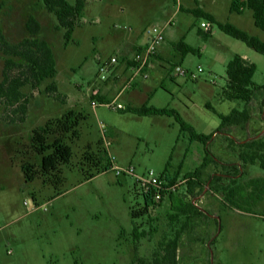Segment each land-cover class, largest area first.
I'll return each mask as SVG.
<instances>
[{
	"label": "rangeland",
	"instance_id": "rangeland-1",
	"mask_svg": "<svg viewBox=\"0 0 264 264\" xmlns=\"http://www.w3.org/2000/svg\"><path fill=\"white\" fill-rule=\"evenodd\" d=\"M0 1V31L9 41H19L27 35L26 18L33 14L41 25L37 36L49 42L57 71L37 87L21 88L28 98L23 121H8L0 105V264H264V168L259 158L247 170L220 164L229 156L230 161L240 160L242 150L261 158L262 153L247 142L264 128L260 125L264 95L250 105V131L230 137L221 133L209 140L215 161L202 176L204 185L193 192L185 174L202 161L203 143L191 141L173 116H140L116 108L118 103L125 105L124 95L113 99L117 86L104 102L92 97L101 96L100 83L114 78L106 73L100 79L98 69L116 53L121 35L129 32L123 26L145 29L147 38L146 28L166 21L178 0H86L67 45L64 29H57L56 17L39 0ZM181 1L194 7L191 0ZM203 1L220 21L264 41V30L255 26L250 9L231 12L230 0ZM171 19L176 41L184 35L197 51L186 54L175 69V43L168 35L164 60L150 63L137 90L144 83L155 87L151 100L150 93L142 90L148 105L177 110L199 133L221 132L218 114L244 107L242 100L224 97L227 61L235 53L245 54L256 66L253 82L264 84V56L214 23L208 35L199 32L205 18L193 13L179 11ZM3 60L0 52V81ZM180 68L195 72L196 78L179 75ZM50 83L56 84V92L46 91ZM141 99L131 103L141 105ZM70 109L85 116L76 127L77 138L70 131L61 133L54 122ZM48 120L52 132L47 142L61 133L72 156L69 163L46 173L41 172V155L31 146V135ZM247 124L236 131H246ZM93 154L101 162L98 167ZM245 158L248 163L250 154ZM24 162L38 170L30 182L24 180ZM113 165L133 166L134 174H117ZM149 169L166 172L173 179L170 184H175L172 194L185 202L202 193L198 199L202 211L181 214L160 208L169 194L145 209L136 175ZM255 177L261 180L250 184ZM206 180L209 188L204 189ZM134 227L142 234L139 238L133 235ZM172 241H176L173 254Z\"/></svg>",
	"mask_w": 264,
	"mask_h": 264
},
{
	"label": "trees",
	"instance_id": "trees-1",
	"mask_svg": "<svg viewBox=\"0 0 264 264\" xmlns=\"http://www.w3.org/2000/svg\"><path fill=\"white\" fill-rule=\"evenodd\" d=\"M39 1L43 4L46 11L52 13L56 17L58 21V25L56 26L57 29H64V45H67L72 38V32L77 25V20L82 13L86 0H75L74 3H70L67 0ZM2 7L3 2L0 1V10ZM244 8H248L252 11L255 26L264 30V0H231L229 7L231 12L241 13ZM188 11L198 17L208 19L227 35L241 40L248 47L264 56V41L259 37L249 34L247 31L231 22L216 21L211 13L200 8ZM24 26L28 35L17 42L9 41L3 32L0 31V52L4 55L2 79L0 81V105H3L6 110L4 118H7V120L11 122L23 121L25 119L28 98L21 88L26 84L37 87L42 81L55 77L57 73L56 61L49 42L37 36L41 28L39 21L33 14H29L25 20ZM199 32H203L205 35L210 33L202 29H199ZM174 48L182 56L197 51V49L187 44L182 39L174 44ZM255 69L256 66L253 62L246 60L237 53L228 60L225 68L226 85L223 89L224 97L227 99L242 100L244 102V107L241 110L233 109L226 115L221 113L218 114L221 119L220 128L226 125L246 122L249 119L252 101L264 95V84H255L252 80ZM45 89L48 92H56L57 86L55 83H50ZM92 97L97 98L100 102H104L103 98L97 94H94ZM120 110L132 112L140 116L150 114L173 116L179 123L180 131L187 132L191 141H200L205 147L206 154L201 164L194 168L193 171L185 174L190 192H193L195 187L197 188L199 185L202 187L204 185L202 176L207 166L215 161L214 155L208 149V142L212 134L197 132L194 127L188 124L180 116L178 111L173 108L156 107L148 105V103L145 102L139 106L128 105ZM84 118L85 116L80 112L76 113L70 109L63 113L60 118L54 120V122L59 125L61 133L70 131L71 135L77 138L79 137V132L76 127L79 125L80 120ZM50 123H52V120H48L44 126L40 128L33 129L31 135V146L36 153L41 155V172L46 173L57 169L59 165L69 163L72 156V148L63 139L61 133L54 137L51 142H47V135L52 132ZM247 144V146L251 147L254 151L261 152V158L258 157L259 155H255L256 153L252 155V153L249 152L241 153L242 157L240 158L246 161L245 154H250L251 158L250 161H248L254 163L255 161L253 160L259 158V165L261 168H264V134L260 137L258 136V138H252ZM92 157L91 159L97 163V167L100 166V160H97L94 154ZM228 165L230 167L233 166L232 163ZM106 168H108V165L104 167V170ZM21 169L26 182L32 181L38 174V170L29 162L22 163ZM236 169L237 167L235 166L234 170ZM161 175L164 176L169 183H172L173 179L169 180V175L166 172H162ZM212 177L213 176H211V178ZM233 180L234 179H232V181ZM259 180H261V178L251 179L249 183L255 184ZM262 180L264 182V178H262ZM207 182L206 180V185H209ZM142 196L144 208L147 209L149 206H152L151 196L145 194ZM169 197L172 205L176 204L177 206L174 209L181 214L192 212L196 208L198 209V207L192 205L190 202H185L179 196L173 195L172 192L169 194ZM198 211L200 210L198 209ZM133 235L135 238H139L142 234L134 227ZM171 247L173 254V250L176 249V241L171 242Z\"/></svg>",
	"mask_w": 264,
	"mask_h": 264
},
{
	"label": "crops",
	"instance_id": "crops-1",
	"mask_svg": "<svg viewBox=\"0 0 264 264\" xmlns=\"http://www.w3.org/2000/svg\"><path fill=\"white\" fill-rule=\"evenodd\" d=\"M192 2H193V4H194V7H190V6H184L183 5V3H182V1L181 0H178V1H176V6H175V8L173 9V11H172V13H171V16L166 20V21H164L162 24H158V26H160L161 28H162V32H163V36H164V39H163V41L159 44V46L157 47V50H156V52H155V54H154V56H152V58L150 59V63H151V65L155 62V61H157V60H164V56H165V54L167 53V44H166V41H165V39H166V37L169 35V36H171L170 37V39L172 40V44H174V43H176L177 41H179V40H183V41H185V36L184 35H182L181 36V38L179 39V40H177L176 41V39H175V36H176V33H175V28H173L171 25H172V22H173V19H171V17L175 14V13H177V12H179V11H187V12H190V11H188V10H191V9H196V8H200V9H202V10H204V11H206V12H209V13H211L213 16H214V18H215V20L216 21H220L216 16H215V14L214 13H212L210 10H207L206 8H205V6L204 5H202V4H204L203 2V0H191ZM230 3H231V0H230ZM229 7H230V5H229ZM245 9V8H244ZM243 9V10H244ZM190 13H192V12H190ZM201 18V17H200ZM204 18V17H203ZM201 21H203V20H201ZM200 21V22H201ZM204 21H208V22H210L211 24H213V22H211V21H209L208 19H205ZM153 25H157V24H153ZM129 27V26H128ZM129 29V32H127V33H124L123 35H121L122 36V38H121V41L119 42V44H118V48H117V51H116V53L115 54H113L112 56H118V58H119V60L122 58V60L120 61V63L119 64H117L115 67H113L112 68V70H110L109 72L110 73H108V74H111L112 73V75L114 76V78L111 80V81H109V82H102V83H100V85L98 86V89H99V91H100V95H101V97L103 98V100H106V98H107V96L109 95V94H111L114 90H115V88H116V86H117V88L119 87V89L117 90V92H116V94L114 95V97H113V99H116V98H118V97H120V96H123V97H125V105L123 104H121V103H118L117 105H116V108H119V109H122V108H125L126 106H128V105H130V106H139V105H134L133 103H131L135 98H139V99H141V102H142V104L143 103H145V102H147L146 100H144L143 98H144V96H143V92H142V90H144V89H146L149 93H150V95L147 97V99L148 100H151L152 98H153V96H154V90H156L155 89V87H149L146 83H144V84H141L140 86V89H138L137 90V86L139 85L138 83H139V81L140 80H142V79H146V77H147V74H146V77H143V76H141V75H133V71L134 70H132L129 66H127V64H131L132 62H130L129 61V59H132L133 57H134V55L137 53V52H140L141 50H143V48H144V46L146 45V43H147V40H148V35H147V38H144V36H143V34H144V30L145 29H143V30H139L138 28H133V29H131V27H129L128 28ZM147 29L148 28H146V34H147ZM27 35H28V33H27ZM187 43V42H186ZM187 44H189V43H187ZM190 45V44H189ZM192 46V45H191ZM173 49H174V51H175V53H173V56L174 57H177V60L178 61H174V63H175V65L176 64H178V63H181L182 62V58H184L185 57V55L184 56H182L175 48H174V46H173ZM177 52V53H176ZM188 54V53H187ZM236 54V53H235ZM240 55V54H239ZM243 58H245L246 60H248V61H250L249 59H248V57L245 55V54H243V55H241ZM128 59V60H127ZM167 59V58H166ZM231 59V58H230ZM128 61V62H127ZM228 62V61H227ZM127 63V64H126ZM150 65V64H149ZM150 65V66H151ZM179 65V64H178ZM178 65H176L175 66V69H176V67H179ZM149 68V67H148ZM147 68V69H148ZM146 69V70H147ZM185 70H187V69H185ZM198 71H199V69H198ZM200 71H201V69H200ZM179 73V72H178ZM226 74V73H225ZM179 75H181L180 73H179ZM183 76H186V75H183ZM226 76V75H225ZM137 77H142L141 79H139V80H137L138 78ZM190 78V77H189ZM196 78V77H195ZM192 79H194V78H192ZM154 91V92H153ZM153 92V93H152ZM108 93V94H107ZM230 100H232V99H230ZM148 103V102H147ZM249 121V119L246 121V122H243V123H240V124H231V125H226V126H223V127H221L220 129H221V132L220 131H217L219 134H224L225 136H231V135H244V133L245 132H248V131H250V125L249 124H247V122ZM245 123L248 125H246V131L245 130H238V132L236 131V127H239V126H243V125H245ZM264 124V120H262V121H260V125H263ZM243 128V127H242ZM195 129V128H194ZM196 130V129H195ZM262 133L261 132H259L257 135L260 137V136H262L263 134H264V128H262ZM218 134V135H219ZM211 138H214V137H211ZM211 138H210V140H211ZM256 138V137H255ZM241 153H244V151L242 150V152ZM214 155V154H213ZM235 155V154H234ZM204 157V156H203ZM214 157H216V156H214ZM230 157V156H229ZM228 157V160H225L224 162L223 161H220V164H224L225 166H227L226 164H230V163H232L234 166H236L237 167V169L238 168H242L243 170L245 169V167H246V170L248 169V165H250V164H255V162L254 163H250V162H248V163H245V161H243L242 159H240V160H238V159H236V157H235V160H231L230 161V159L231 158H229ZM202 160H203V158H202ZM202 162V161H201ZM201 162L197 165V166H199L200 164H201ZM247 162V161H246ZM113 166H116V165H113ZM196 166V167H197ZM195 167V168H196ZM243 170H242V172H243ZM207 171V170H206ZM216 173H218V172H216ZM213 174V172L211 173V175ZM257 177H255V178H253V179H256ZM251 180V179H250ZM165 199H168V202H164V201H162V203H161V205H160V208H163V209H165V210H169V211H175L176 209H174V208H176L177 206H176V204L175 205H172V202H171V199H170V197L168 196V198H165ZM164 199V200H165ZM198 209L200 210V208H199V206H198ZM200 211H202V210H200Z\"/></svg>",
	"mask_w": 264,
	"mask_h": 264
},
{
	"label": "built area",
	"instance_id": "built-area-1",
	"mask_svg": "<svg viewBox=\"0 0 264 264\" xmlns=\"http://www.w3.org/2000/svg\"><path fill=\"white\" fill-rule=\"evenodd\" d=\"M124 29H128V26H123ZM200 28L203 31L209 32L211 28V23L208 21H201L200 22ZM147 35L148 40L146 45L144 46L143 50L140 52H137L132 59H129L131 64H128V66L134 70L133 75H141L143 77H146V69L149 67L150 64V58L154 56L157 47L159 44L163 41L164 36L162 32V28L158 25H152L147 29ZM122 58L119 60L118 56H111L108 63H102L99 66V75L100 79H103L106 77V73L108 74V68L109 66H114L118 64ZM128 60V59H127ZM128 62V61H127ZM200 71V69H199ZM179 73L181 75H187L190 78H195L196 73L179 69ZM92 105H95V102L93 101ZM219 133L217 131H214L212 133L211 137H216ZM113 168L116 170L117 174L120 173H128V174H134V167L129 166L125 169H120L117 166H113ZM123 171V172H122ZM137 183L140 186L139 190L142 193V195H150L151 196V205L157 204L161 202L164 196L166 194H170L171 191L175 190V184H170L164 176L161 174H157L154 172V170L149 169L145 171L142 175H136ZM209 188L208 185L205 186L204 189ZM203 197L202 193H198L195 195L194 198L190 199V203L196 207L199 206L198 199Z\"/></svg>",
	"mask_w": 264,
	"mask_h": 264
}]
</instances>
